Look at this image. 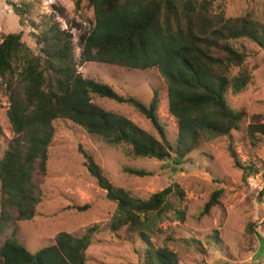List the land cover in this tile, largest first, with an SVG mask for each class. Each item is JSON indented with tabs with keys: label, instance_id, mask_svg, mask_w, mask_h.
<instances>
[{
	"label": "trees",
	"instance_id": "1",
	"mask_svg": "<svg viewBox=\"0 0 264 264\" xmlns=\"http://www.w3.org/2000/svg\"><path fill=\"white\" fill-rule=\"evenodd\" d=\"M216 1L87 0L93 25L89 29L77 25L81 31L76 42L78 62L71 35L61 30L54 18L31 23L37 31L31 34L36 55L21 41V33L0 37V86L7 95L5 116L13 134L0 162V221L15 227L17 222L35 217L42 197L32 175L47 172L48 149L58 122L78 127L111 146H121L133 158L173 165L182 164L201 140L231 139L245 114L229 107L226 94H239L250 83V75L241 69L250 54L244 42L264 51V25L249 16L226 18ZM82 2L74 0L76 10ZM51 9L63 17L61 8L52 5ZM19 12L28 13L26 9ZM89 62L156 71L165 84L167 112L175 120L176 132L167 131L158 118V89L151 88L148 103L132 95L122 96L111 86L77 72L78 63ZM233 68L241 70L230 76ZM92 97L131 106L149 121L158 138L99 108ZM246 135L252 144L257 136L264 137V123H258L257 116L250 118ZM79 152L106 200L116 206L105 230H124L140 264H176L175 256L151 243L149 235L171 208L168 196L174 193L181 198L182 192L166 188L147 200L132 198L109 183L91 155ZM229 152L243 180L258 173L252 165L240 162L232 144ZM124 172L148 175L135 169ZM219 196L220 191L210 196L201 216L218 204ZM175 213L182 220V213ZM15 231L0 243V264H86L85 253L96 233L94 228L79 238L60 233L52 245L30 253ZM213 240L220 244L216 235Z\"/></svg>",
	"mask_w": 264,
	"mask_h": 264
},
{
	"label": "rangeland",
	"instance_id": "2",
	"mask_svg": "<svg viewBox=\"0 0 264 264\" xmlns=\"http://www.w3.org/2000/svg\"><path fill=\"white\" fill-rule=\"evenodd\" d=\"M86 1L76 10L74 0H0V37L21 33V41L36 55L38 50L31 34L37 31L31 23L38 25L45 18H54L59 28L71 35L74 59L78 62L80 49L76 42L81 31L77 25L86 29L93 25L92 10ZM215 4L226 18L249 16L264 25V0H217ZM52 5L62 9V18L51 9ZM20 9L28 13L22 14ZM244 46L250 54L241 69L250 75V83L239 94H226L229 107L245 114L231 139L201 140L182 164L173 165L133 158L121 146H111L78 127L58 122L48 149L47 172L44 176L37 172L32 175L42 197L36 215L30 221L17 222L15 227L0 221V243L11 237L15 229L21 244L35 253L52 245L60 233L79 238L94 228L96 233L85 253L86 264H140L135 246L124 230H105L116 206L106 200L105 192L87 172L81 149L91 155L109 183L132 198L147 200L166 188L182 192L181 198L174 193L168 196L171 208L149 235L151 243L175 256L176 264H264V137L257 136L252 144L246 135L252 116L264 123V51L249 42H244ZM241 69H231L230 76ZM76 70L83 78L105 83L118 94L132 95L145 103L152 97L151 88L158 89V118L167 131L176 132L175 120L167 112L165 84L156 71L128 70L95 62L78 63ZM92 103L158 138L149 121L131 106L97 97H92ZM8 106L4 87L0 86V162L13 136L5 116ZM231 144L241 163L257 169L256 175L242 179V171L235 168L229 152ZM124 169L141 170L148 175L138 177ZM215 191H220L218 204L201 216ZM76 207L85 210L78 211ZM176 211L182 213V220ZM11 217H15V212H11ZM214 235L220 244L214 242Z\"/></svg>",
	"mask_w": 264,
	"mask_h": 264
}]
</instances>
